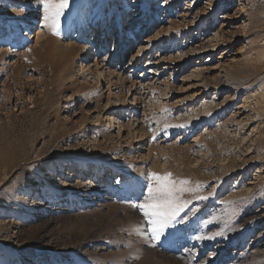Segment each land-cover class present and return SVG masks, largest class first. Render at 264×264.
I'll return each mask as SVG.
<instances>
[{"label":"rangeland","instance_id":"374dc122","mask_svg":"<svg viewBox=\"0 0 264 264\" xmlns=\"http://www.w3.org/2000/svg\"><path fill=\"white\" fill-rule=\"evenodd\" d=\"M34 4L0 0V264H264V0H74L59 50ZM166 172L207 199L157 243Z\"/></svg>","mask_w":264,"mask_h":264},{"label":"snow or ice","instance_id":"6c2138e0","mask_svg":"<svg viewBox=\"0 0 264 264\" xmlns=\"http://www.w3.org/2000/svg\"><path fill=\"white\" fill-rule=\"evenodd\" d=\"M73 2L74 0H37L43 11L44 26L52 35H59L62 25L66 28L73 27L80 18V9L74 10ZM189 183L186 179L174 178L171 172L148 173L147 186L141 192L143 200L133 205L141 213L142 219L131 231L159 243L171 235L172 230H179L181 225H187L189 221L185 209H188L192 201L184 199V195L195 193V189L188 187ZM194 198L207 199L198 195H194Z\"/></svg>","mask_w":264,"mask_h":264},{"label":"bare ground","instance_id":"6f19581e","mask_svg":"<svg viewBox=\"0 0 264 264\" xmlns=\"http://www.w3.org/2000/svg\"><path fill=\"white\" fill-rule=\"evenodd\" d=\"M27 2V1H26ZM36 8H38V10H41L40 8H39V5H38V3H37V0H35V4H34V8H33V11L36 9ZM37 10V9H36ZM41 13L43 14V11L41 10ZM22 16V15H21ZM62 29V28H61ZM62 31V30H61ZM60 31V32H61ZM99 32H101V31H99ZM106 32V35L108 36V30L107 31H105ZM41 37H43V35L41 36ZM58 37H59V35H52L51 34V32H50V30H49V32H48V37H46V39H45V43L43 44V46H41V48L42 49H44V50H47V49H49V48H55V49H57L58 47H56V43H58ZM44 38V37H43ZM96 39H100V35H98V29H97V32L95 33V36H94V40L93 41H95ZM115 41H119V45L121 46V43H122V40H121V38H120V36H118V35H115ZM53 44V45H52ZM105 44V43H104ZM55 46V47H54ZM78 49V48H77ZM76 49V47L75 46H73V45H70V46H65V47H63L62 48V51H59L60 52V56H59V58H60V61L59 62H56V64H55V62H50V66H51V70L54 72L55 70H56V68H60V71L59 72H66L67 71V69H68V63H69V61L72 59V57L76 54V52H78V50ZM57 50H59V49H57ZM89 52L90 51H92V50H88ZM88 51H86V52H88ZM110 53H106L105 55H109ZM87 56H91V54H89V55H87ZM96 56V55H95ZM95 56H94V58H95ZM41 59H43V58H41ZM100 64L101 63H98V65H97V67L98 66H100ZM48 65V64H47ZM58 67H57V66ZM82 65V64H81ZM81 68H80V70H81V72L79 73V75H85L86 73H88L87 74V76H92L93 78L95 77V75H96V79L97 80H102L101 78L103 77V75H104V66L103 67H101L100 68V70H98V71H96V73L94 74L93 73V68H94V65H91L90 64V61L88 60L87 61V63L85 64V65H82V66H80ZM59 74V73H58ZM60 75H61V73H60ZM110 76V75H109ZM86 78V77H85ZM64 79V78H63ZM67 80V79H66ZM67 81H69V80H67ZM66 81V82H67ZM71 81H72V79H71ZM63 82H65V80L63 81ZM251 136V135H250ZM138 137V136H137ZM136 137V138H137ZM135 138V137H134ZM135 138V139H136ZM138 139V138H137ZM136 139V140H137ZM255 141V140H254ZM136 143L138 142V141H135ZM118 181L119 182H122V180H121V178H119L118 179ZM117 181V182H118ZM1 187V186H0ZM156 262L157 261H151V259H150V261H148V259L147 260H142V261H140V263L139 264H152V263H155L156 264ZM157 264H160V262H158Z\"/></svg>","mask_w":264,"mask_h":264}]
</instances>
